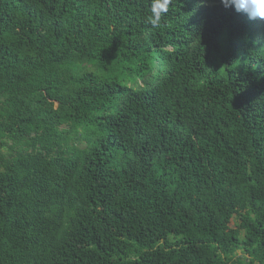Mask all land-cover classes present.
Here are the masks:
<instances>
[{"label": "trees", "instance_id": "trees-1", "mask_svg": "<svg viewBox=\"0 0 264 264\" xmlns=\"http://www.w3.org/2000/svg\"><path fill=\"white\" fill-rule=\"evenodd\" d=\"M151 3L0 0V264H264V21Z\"/></svg>", "mask_w": 264, "mask_h": 264}, {"label": "clouds", "instance_id": "clouds-1", "mask_svg": "<svg viewBox=\"0 0 264 264\" xmlns=\"http://www.w3.org/2000/svg\"><path fill=\"white\" fill-rule=\"evenodd\" d=\"M225 9H232L238 14L247 16L249 20L264 21V0H220ZM170 0H152L151 15L148 22L153 27L160 25L162 16L167 13Z\"/></svg>", "mask_w": 264, "mask_h": 264}, {"label": "rangeland", "instance_id": "rangeland-1", "mask_svg": "<svg viewBox=\"0 0 264 264\" xmlns=\"http://www.w3.org/2000/svg\"><path fill=\"white\" fill-rule=\"evenodd\" d=\"M81 144H82L81 146H83L84 142H82ZM235 221L236 223L232 225L233 227H236L240 223V221L237 218H235ZM239 254H241V251H239Z\"/></svg>", "mask_w": 264, "mask_h": 264}]
</instances>
